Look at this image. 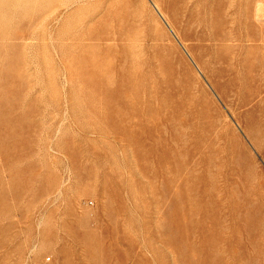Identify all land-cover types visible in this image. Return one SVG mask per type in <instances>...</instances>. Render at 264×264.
I'll use <instances>...</instances> for the list:
<instances>
[{
    "label": "rangeland",
    "instance_id": "rangeland-1",
    "mask_svg": "<svg viewBox=\"0 0 264 264\" xmlns=\"http://www.w3.org/2000/svg\"><path fill=\"white\" fill-rule=\"evenodd\" d=\"M0 264H264V0H0Z\"/></svg>",
    "mask_w": 264,
    "mask_h": 264
},
{
    "label": "bare ground",
    "instance_id": "bare-ground-1",
    "mask_svg": "<svg viewBox=\"0 0 264 264\" xmlns=\"http://www.w3.org/2000/svg\"><path fill=\"white\" fill-rule=\"evenodd\" d=\"M260 6H262V5L260 4ZM260 6H258V8H257L259 11H261V10L263 9V7H260ZM259 11H258V12H259ZM261 12H262V11H261ZM257 14L259 15V13H257ZM259 16H260V15H259ZM261 16H262V15H261ZM259 19H260V18H259ZM262 19H263V18H262Z\"/></svg>",
    "mask_w": 264,
    "mask_h": 264
}]
</instances>
